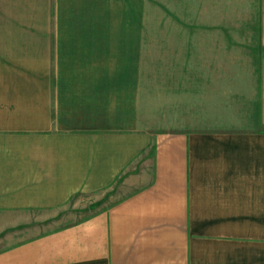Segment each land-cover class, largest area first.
I'll return each instance as SVG.
<instances>
[{
  "label": "crops",
  "instance_id": "crops-1",
  "mask_svg": "<svg viewBox=\"0 0 264 264\" xmlns=\"http://www.w3.org/2000/svg\"><path fill=\"white\" fill-rule=\"evenodd\" d=\"M258 38L246 127L153 134L146 0H0V264H264Z\"/></svg>",
  "mask_w": 264,
  "mask_h": 264
},
{
  "label": "rangeland",
  "instance_id": "rangeland-1",
  "mask_svg": "<svg viewBox=\"0 0 264 264\" xmlns=\"http://www.w3.org/2000/svg\"><path fill=\"white\" fill-rule=\"evenodd\" d=\"M258 16L259 0H146L140 126L171 134L220 118L222 127H246L252 107L245 96L259 65ZM83 201H71L51 229L85 218L91 208Z\"/></svg>",
  "mask_w": 264,
  "mask_h": 264
}]
</instances>
